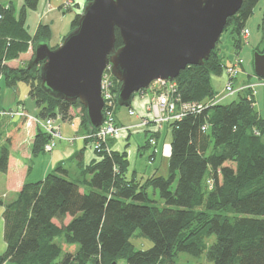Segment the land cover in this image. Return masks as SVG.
<instances>
[{
	"label": "trees",
	"instance_id": "16d2710c",
	"mask_svg": "<svg viewBox=\"0 0 264 264\" xmlns=\"http://www.w3.org/2000/svg\"><path fill=\"white\" fill-rule=\"evenodd\" d=\"M259 1L244 0L228 18L225 29L231 28L237 51ZM38 3L25 0L17 14L12 4L0 1V75L6 87L19 82L29 86L41 121L71 119L73 109L79 108L86 141L97 142L98 128L91 127L84 106L42 87L40 65L29 69L32 59L16 68L5 63L50 39L48 25L40 24L33 36L24 26L27 11ZM80 15H75L71 30ZM260 26L264 32V18ZM116 35L119 48L123 42L118 29ZM225 67L218 43L203 65L187 66L174 80L179 102L212 98L217 92L211 76ZM260 79L230 103L188 111L167 123L172 134L167 175L156 170L139 177L130 170L128 152L113 149L112 138H107L95 150L97 159L79 163L78 176L68 173L64 160L43 179L25 182L13 201L5 204L0 197L5 243L0 264H176L181 252L205 255L207 264H264V116L256 109L255 90L264 85ZM113 81L117 101L120 83L115 76ZM2 111L5 115L10 110ZM23 123L33 126L34 121L24 117ZM146 136L140 149L152 147V159L163 135L148 129ZM50 140L39 128L33 153L47 151ZM9 158L3 146L0 173L8 171ZM136 234L149 238L152 246L136 248L131 240ZM64 245L74 250L65 251Z\"/></svg>",
	"mask_w": 264,
	"mask_h": 264
},
{
	"label": "water",
	"instance_id": "95a60500",
	"mask_svg": "<svg viewBox=\"0 0 264 264\" xmlns=\"http://www.w3.org/2000/svg\"><path fill=\"white\" fill-rule=\"evenodd\" d=\"M244 0H90L78 25L54 46L34 45L28 65H40L42 87L70 104L80 102L92 128L104 121L101 82L111 64L121 82L117 103L130 106L135 93L156 80H174L189 65H203ZM122 46L116 48V30ZM264 78V52L254 55Z\"/></svg>",
	"mask_w": 264,
	"mask_h": 264
},
{
	"label": "crops",
	"instance_id": "0c3cea01",
	"mask_svg": "<svg viewBox=\"0 0 264 264\" xmlns=\"http://www.w3.org/2000/svg\"><path fill=\"white\" fill-rule=\"evenodd\" d=\"M0 1L5 5L12 4L17 14L25 2V0ZM67 1L69 0H39L37 8L28 10L26 14L24 26L29 34L33 36L40 24H46L50 27L51 31V36L49 39L50 43L54 46L60 44L64 37L70 32L72 28V21L75 15L80 14L86 4V0H71L72 4L66 6L65 3ZM248 25L253 27L251 22ZM246 28L248 29L247 26ZM258 28H261L260 23L258 24ZM248 31V41L255 44V48L260 47L261 37H259V35L254 36L253 31L249 29ZM33 55L34 48L32 45H30L27 52L21 53L18 58L5 61V63L14 68L25 66L33 58ZM247 82L249 81L242 80L240 85L246 84ZM3 84L4 80L1 75L0 110L8 109L15 112L12 115H0V153L2 147L6 146L8 147L10 154L8 171L5 173H0V197L3 199L5 204L13 201L16 198L17 193L21 190L25 182H36L40 179H43L47 173L53 170L55 166L61 161L66 160L65 169H67L71 176L75 177L79 175L80 162L83 164H88L98 158L95 150L92 147L93 141H86V136L80 124V114L75 113L74 111H72L73 117L71 119H57L56 122L58 125H60L62 137L56 141V145L53 150L34 154L32 151L34 138L37 131L41 127L36 123H34L33 126H27L24 124V116H21L19 112L27 113L32 117H38L39 109L32 98L31 99L34 101L35 105L34 112H31L28 109L26 103L21 97L16 99V105L14 104V106L7 107L3 105L1 95ZM215 91L219 93V90L215 89ZM132 108L137 111L135 115H130L134 117V119L131 121H125L124 119H121V121L117 120L118 124L132 126V129L128 134L121 136L120 138H112L110 141L112 142L111 145L113 149L126 150L128 152L130 159V170L132 172L133 170L138 172L134 159L137 161L138 157L142 155L145 150L152 147L140 149V146L143 145L146 140V131L149 129L148 127L139 128L136 126V124L140 122V119L142 118L141 116H143L145 113V101L140 95L137 98H134ZM168 130L169 127L167 128V126H165L164 131H162V135L167 134ZM137 133L143 134L145 138L143 144H132V140L135 142L137 141L132 139V137ZM9 137L12 138L11 142L8 139ZM160 140L156 145L157 153L155 154L154 158H150L151 160H155L159 153H162L163 158L169 160L171 148L164 145L163 148L159 150ZM81 152L83 154L80 158L79 155ZM153 172H156V170L152 171V173ZM2 210L0 213H2Z\"/></svg>",
	"mask_w": 264,
	"mask_h": 264
},
{
	"label": "rangeland",
	"instance_id": "374dc122",
	"mask_svg": "<svg viewBox=\"0 0 264 264\" xmlns=\"http://www.w3.org/2000/svg\"><path fill=\"white\" fill-rule=\"evenodd\" d=\"M66 6H68L67 3H66ZM263 10H264V0H260L254 9L253 15L249 18V20L247 21V24H246L248 29L253 31L254 36L259 35V37H261L260 38L261 44L259 47V51L264 50V32H263L262 27L258 28V24L261 23V21L264 18ZM248 22L249 23L251 22V24H253V27L248 25L249 24ZM248 36H249V33H248L246 38H243L242 48L237 51L236 47L234 46V40H233V34H232L231 28L228 27L227 29L224 30V32L220 38V41L218 42L219 47L221 49V55L223 56V63H225V65L226 64L229 65V64H231L232 60L236 59V60L240 61L239 62V74L233 79V84H232L233 85V91L230 92L226 89L227 83L229 81V76L226 73L225 69L223 70L222 73H213L211 76L212 77L211 82H212L214 89L219 90L218 91L219 93L215 94L210 99L208 98L206 100H203V102H206L209 104H214L216 98L218 99L219 97L222 96L223 97L221 100L222 103H230L231 101L238 98V96H239L238 92L241 89V87H243L244 85L251 86V84L261 82L260 77H258L254 71V55L258 49L255 48L256 47L255 44L250 43L248 41ZM0 77H1V75H0ZM174 80H164V81H166L164 83H162V82L158 83L156 80V81H153L148 88L142 89L138 93H135L134 98H137L140 95L142 97V99H144V101H145V113L143 114V116H141L142 118L140 119V122L136 124L137 127L147 128L150 126V125L143 126L141 124L143 119L146 120L148 113H149L148 117H150V114L152 115V119L155 117L153 112L150 110L149 101L156 99V97L158 95H161L162 93L168 94L170 91L169 90L170 82H171V84H176ZM242 80H246L249 82H247L246 84L240 85ZM118 82L121 84V82L119 80H118ZM172 82H174V83H172ZM119 87H120V85H119ZM253 88H255V87H253ZM170 89H172V87ZM28 92H29V86L25 82H19L15 89L8 88V87L4 86V84H3L2 92H1L3 105H5L7 107L8 106H14V104L16 105V102H15L16 99L21 97L24 100V102L26 103V106L28 107V109L31 112H34V107H35L34 101L31 99L30 96H28ZM217 95H220V96H217ZM133 101H134V99H133ZM133 101H132V104H133ZM256 109H258L259 112L262 114V116H264V85H260L256 88ZM73 111L75 113L80 114L79 108L73 109ZM1 112H2V110H0V115H4ZM13 113H15V112L10 110L9 113H7V114L12 115ZM19 113L21 116H24L26 118L30 117V119H31V116H29V114L21 113V112H19ZM7 114L5 113V115H7ZM121 119L122 120L124 119L125 121H129V120L131 121L132 119H134V117L129 115V106H120L119 105L117 107V109H116V120L121 121ZM32 120H34V119L32 118ZM171 121L172 120L169 119L166 122H164L162 124L161 128L159 129V131L161 133H163L162 131H164L165 126H167V123H169ZM148 124H151V123H148ZM152 125L153 124H151V126ZM59 128H60V125H59ZM171 138H172V134H171V128H170L168 130V133L164 134L163 137L161 138L159 150L162 149L164 145L169 146L171 148ZM58 139H56V141ZM132 139L137 140L136 142L132 140V144H134V145L143 144V142L145 140L142 133L135 134L132 137ZM151 154H152V148H148L147 150H145L143 152L142 155H140L138 157L137 161H136V159H134L135 164L137 166V170H138V176L141 177V176L149 175L154 170H158V174L167 175L168 174L169 160L163 158L162 153H159L155 160H151L150 159ZM131 159H132V157H131ZM151 195H153L152 192H151ZM154 197L158 198L157 195ZM68 220H69V217L66 218L65 222H67ZM55 222L59 223L58 220H55ZM131 240L134 243L135 247L139 248V249H147V248L151 247L153 244V242L149 238H146L144 236H139L137 234L134 235L131 238ZM4 244L5 243L3 240V223H2V218L0 216V252H3L5 250ZM69 247L70 246H68V245H64V250L65 251L74 250L73 247H71V248H69ZM174 259H175L176 264H184V263L196 264L199 262H201L203 264L208 263L205 255L198 258V257L189 255V254L184 253V252L179 253L178 256L175 257ZM120 264H123V263H120Z\"/></svg>",
	"mask_w": 264,
	"mask_h": 264
},
{
	"label": "built area",
	"instance_id": "2783aa9c",
	"mask_svg": "<svg viewBox=\"0 0 264 264\" xmlns=\"http://www.w3.org/2000/svg\"><path fill=\"white\" fill-rule=\"evenodd\" d=\"M67 5H71L72 1L69 0L66 2ZM65 3V5H66ZM249 31L248 29L243 30V37L246 38ZM239 62L238 60H232L231 64L226 65L225 71L229 76V81L227 83L226 89L228 91H233V79L239 74ZM113 72H112V65L109 64L102 77L101 82V93L104 100V121L103 123L98 127L97 132L95 133V137L98 139L97 142L92 143L93 149L96 150L100 146V140H106L107 138H120L121 136H124L130 132L132 129V126H125L120 125L117 123L116 120V109H117V101H116V93L114 92V81H113ZM157 82H166L164 80H157ZM174 83V82H172ZM264 84V81H263ZM172 85V86H171ZM255 84H251V86L244 85L241 87L239 91H242L246 88H253ZM172 87V89H170ZM177 85L171 84L170 82V88L169 93H162L161 95H158L156 99L149 101V107L150 110L153 112L155 117L152 119V115L150 114V117H146V120L143 119L142 125H150L148 128L149 130L159 131L162 124L166 122L167 120H177L181 119L186 112L188 111H200L203 108L207 107L208 105H214L216 103L222 102V96L218 99L216 98L214 104H209L206 102H179V98L176 95L177 92ZM254 89V88H253ZM220 96V95H217ZM1 113H4L2 111ZM7 113V112H6ZM137 111L130 107L129 108V115H135ZM20 114V113H19ZM34 119L33 121L40 125V127L48 132L51 135V140L45 145V150L51 151L55 145H56V139L62 137L61 131L59 128V125L56 122V119L53 118H47L43 121L39 120L37 117H32L31 119ZM151 123L153 124L151 126ZM202 129H206V126H203ZM152 142L154 143L153 139Z\"/></svg>",
	"mask_w": 264,
	"mask_h": 264
},
{
	"label": "flooded vegetation",
	"instance_id": "af4514ba",
	"mask_svg": "<svg viewBox=\"0 0 264 264\" xmlns=\"http://www.w3.org/2000/svg\"><path fill=\"white\" fill-rule=\"evenodd\" d=\"M261 52H264V51H261Z\"/></svg>",
	"mask_w": 264,
	"mask_h": 264
}]
</instances>
